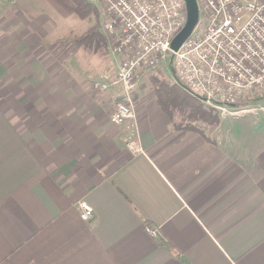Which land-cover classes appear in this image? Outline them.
<instances>
[{"label":"crops","instance_id":"0c3cea01","mask_svg":"<svg viewBox=\"0 0 264 264\" xmlns=\"http://www.w3.org/2000/svg\"><path fill=\"white\" fill-rule=\"evenodd\" d=\"M67 19L0 0V264H264V111L176 124L142 78L132 154L111 96L48 52Z\"/></svg>","mask_w":264,"mask_h":264},{"label":"built area","instance_id":"2783aa9c","mask_svg":"<svg viewBox=\"0 0 264 264\" xmlns=\"http://www.w3.org/2000/svg\"><path fill=\"white\" fill-rule=\"evenodd\" d=\"M91 1L111 51L121 57L111 81L117 93L109 121L125 128L132 154L143 153L135 119L139 78L169 67L170 59L174 81L221 116L258 110L247 104L264 100V1L195 0L198 21L176 51L173 39L187 21L184 0ZM78 210L83 221L93 217L86 201Z\"/></svg>","mask_w":264,"mask_h":264},{"label":"rangeland","instance_id":"374dc122","mask_svg":"<svg viewBox=\"0 0 264 264\" xmlns=\"http://www.w3.org/2000/svg\"><path fill=\"white\" fill-rule=\"evenodd\" d=\"M45 1L50 4L49 0ZM3 5H5L7 8L9 3H4ZM52 8L54 7L52 6ZM69 16L70 17L67 16L68 19L66 20V27L64 30H60L56 36H50V39L46 40L48 52L49 54L55 56V58L58 55L60 59L66 62L67 68L69 70L75 71L77 75H81L84 78L83 82H87L86 84L88 87H90L92 92L95 91L98 94H109L114 107V98L117 93V87L111 84V81L115 77L117 61L121 57L115 55L111 51L109 39L101 30L99 15L97 16V20H95L94 16H90L84 20L79 19L75 15ZM94 25L97 27L96 30L101 33L100 36L104 39L105 43H103L100 39H96L90 42L87 46L84 45L75 47V45L72 44V40L75 37L84 34L90 27ZM1 38H3L4 41L0 42V86L4 90H11L13 88L15 89L17 84L13 81L11 76L8 35H1L0 39ZM60 64H62V61L59 63V65ZM59 68H61V66ZM169 69L170 67L164 64L140 76L136 94H138L142 78L147 81L150 90L153 89L151 81V78L153 77H157L159 79L163 78L167 80L169 85H173L172 82H174V85L176 86H173L174 93L172 91V96L174 100L176 99L177 104L175 106L172 105L169 107L171 119L176 122V124L186 125L187 123L193 122L192 117L190 116L191 109L190 106L185 105L181 101L184 98H188L189 96L194 98L197 97L190 94L182 86H180V84L176 83L172 77V73L169 72ZM103 85H107L106 88H103ZM177 86L180 88V90L177 89ZM190 103H194L193 100L190 99ZM263 107L264 100H258L247 104L248 109L260 110L259 108ZM241 114L245 113H240L239 115ZM193 124L199 125L201 122L194 121Z\"/></svg>","mask_w":264,"mask_h":264},{"label":"trees","instance_id":"16d2710c","mask_svg":"<svg viewBox=\"0 0 264 264\" xmlns=\"http://www.w3.org/2000/svg\"><path fill=\"white\" fill-rule=\"evenodd\" d=\"M49 2L63 17L75 15L79 19L84 20L90 16H94L95 20H97L98 12L93 4L87 0H49ZM96 29V25L90 27L84 34L75 37L72 40V44L75 45V47L84 45L87 46L90 42L96 39H100L103 43H105L104 39L100 36L101 33H99V31ZM151 81L159 106L161 109H163V111L166 112V114L171 115L169 107L172 105L175 106L177 104L176 99L174 100L172 96V91L174 93L173 86L176 85H174V82H172L173 85H169L167 80L163 78L159 79L157 77L151 78ZM177 89L180 90L178 86ZM190 99L193 100L194 103L191 104ZM181 102L190 106V116L193 120L191 123H194V121H202L213 125L219 122L218 115L215 113V111L210 107L206 108L198 98L189 96L188 98H184ZM182 128L195 130L203 134V132L198 127L192 124H188Z\"/></svg>","mask_w":264,"mask_h":264},{"label":"water","instance_id":"95a60500","mask_svg":"<svg viewBox=\"0 0 264 264\" xmlns=\"http://www.w3.org/2000/svg\"><path fill=\"white\" fill-rule=\"evenodd\" d=\"M186 4V11H187V21L184 26V28L181 30V32L173 39L172 42V50L176 51L180 45L183 43V41L190 35L192 29L196 25L198 21V10L195 0H184ZM172 59H170L169 67L171 65ZM170 72L174 76L173 70L170 67ZM178 83V82H177Z\"/></svg>","mask_w":264,"mask_h":264}]
</instances>
